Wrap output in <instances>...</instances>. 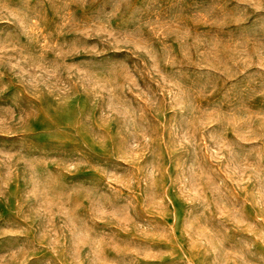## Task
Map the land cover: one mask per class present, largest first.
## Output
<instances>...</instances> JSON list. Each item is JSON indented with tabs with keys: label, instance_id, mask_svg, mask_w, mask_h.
I'll list each match as a JSON object with an SVG mask.
<instances>
[{
	"label": "rangeland",
	"instance_id": "rangeland-1",
	"mask_svg": "<svg viewBox=\"0 0 264 264\" xmlns=\"http://www.w3.org/2000/svg\"><path fill=\"white\" fill-rule=\"evenodd\" d=\"M0 264H264V0H0Z\"/></svg>",
	"mask_w": 264,
	"mask_h": 264
}]
</instances>
